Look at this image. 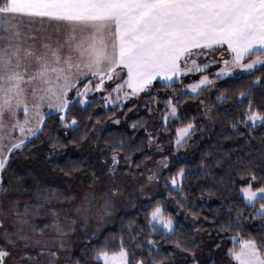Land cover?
<instances>
[{
	"label": "snow or ice",
	"instance_id": "6c2138e0",
	"mask_svg": "<svg viewBox=\"0 0 264 264\" xmlns=\"http://www.w3.org/2000/svg\"><path fill=\"white\" fill-rule=\"evenodd\" d=\"M23 18L71 25L72 31L66 36L69 51L64 52L63 44L54 41L51 34L40 37L31 25L25 31L18 23H12ZM210 52L217 54L209 57ZM200 59L207 63H200ZM210 65L217 66L212 75L207 74ZM190 74L199 75L183 84ZM245 77L247 85H242L241 90L230 95V87L220 89L216 100H233L236 104L247 100V106L235 115L230 127L238 130L243 125L251 134L255 126L264 125V104H256L253 91L264 87V0H0V264H169L172 254L162 253L150 237L146 241L148 250H141L138 257L136 250L143 245L126 247L121 236L117 248H110L105 240L98 248L73 259L68 254L67 237L74 231L70 225L75 221L65 216L68 224H62L57 210L52 208L51 225L38 224L35 217L41 215L45 205L25 203L21 210L19 200L11 199V191L5 186L4 173L14 154L31 144L52 116H58L66 129H78L80 122L72 115V108L79 105L87 110L93 103L90 95L98 91L105 93V105L111 102L123 106L130 97L155 88L154 82L164 84L176 96V102L172 96L166 101L162 121L167 128L169 116L179 119L180 97L199 96L209 85L219 89L216 81L221 79ZM176 83L183 87L172 88ZM210 110L205 105V115ZM136 126L137 122H133L134 129ZM195 127L190 120L176 128L177 147L186 142ZM89 131L86 128L83 135L73 137L69 143L79 146L86 142ZM145 132L151 146L155 137L147 128ZM55 141L49 156L55 154L58 146L63 147L58 144L59 137ZM98 143L99 137L91 141L93 145ZM116 144L101 149L100 160L107 167L109 183L100 192L96 187L102 183L101 175L91 171V191L84 196L89 209L92 200L102 201V208L110 209L111 198L121 192V159L126 170L135 163L128 159L124 142ZM105 152H110V156ZM167 162L168 157H161V164L167 166ZM84 167L82 161H75L65 174ZM187 171L180 166L173 175L165 177L166 187L171 188L169 196L176 193L180 207L185 206L181 200L185 199ZM159 178L153 174L149 180ZM231 189L239 194L244 209L251 211L245 216L240 204L226 198V223L214 221V226L218 225L216 231L236 232L227 237L232 242L227 255L233 264H264V152L259 160L238 157L228 177L226 190ZM52 199L43 196L46 202ZM81 210L78 206L77 211ZM192 215L199 214L193 211ZM147 216L148 223L154 225L153 233L162 229L173 237L171 243L176 249L189 254L191 264H204L197 251L201 242L195 236L188 239L177 233L173 216L167 213L163 202L157 201ZM255 219L262 226L257 230L260 239L253 233L243 238L240 231L246 227L244 222ZM223 239L219 235L212 237L213 247L219 249L217 240Z\"/></svg>",
	"mask_w": 264,
	"mask_h": 264
},
{
	"label": "trees",
	"instance_id": "16d2710c",
	"mask_svg": "<svg viewBox=\"0 0 264 264\" xmlns=\"http://www.w3.org/2000/svg\"><path fill=\"white\" fill-rule=\"evenodd\" d=\"M256 74L259 75L260 73ZM247 81V77L242 80L233 79L226 81L221 79L216 81L220 88L212 87V91L208 94L204 91L199 96L180 97V102L177 105L179 119L175 117L169 118L170 126L168 125L165 129L162 127L165 130L164 133L169 134L171 141H174L176 128L182 127L191 120L196 124L194 128V132H196L199 129V122L204 120V127L207 126V130L203 133V140L192 151L190 159L175 161L162 172L160 180L163 188L162 192L151 198L140 200L133 209L119 212L114 219L113 225L105 229L99 237L82 244L72 255L73 259L98 248L103 245L105 240L109 241L110 248H117L121 236L125 240L126 247L143 245L142 249L136 250L138 257L141 250L145 252L148 250L146 241L150 237L157 242L156 246L160 248L162 253L172 254L169 264H191V260L188 259L189 254L176 249L175 245L171 243L173 240L172 236L165 235L164 231L159 228L155 233L151 231L154 225L148 223L147 212L151 210V207L157 201H161L165 205L167 213L172 214L176 231L180 236L188 239L195 236L199 241V234L198 232L196 234L195 229L202 230L206 245L202 256H199V258L204 261V264H233L232 259L227 255V248L232 247V242L227 237L236 235V232L225 233L221 231L217 233L216 227L218 225L214 226L213 222L219 220L220 224L226 223L228 208V204L225 203L226 198L231 197L234 204H240V207L244 209L243 204L240 203L239 194L234 189L226 190L228 177L232 174L233 166L237 163L238 157L247 160L251 156L259 160L261 152H264V125L258 124L255 126L251 134L243 125L239 126L238 130L231 129L230 123L233 122L235 115L247 106L248 101L245 100L243 104H236L233 100H226L220 103L216 100V96L219 94L220 89L229 87L232 89L230 95H234L235 92L241 90L242 85H247ZM154 83L156 84L155 88L151 89L150 92L147 90L141 95L145 103H147L146 113L144 114L129 116L128 113L133 108V104L130 101L123 104V106L120 104H109L106 107H102V98L90 95L93 103L87 106V110L79 105L72 108V115H75L80 122L78 129H66L59 123L58 116H52L51 119L47 120L44 131L37 138L32 139L31 144L24 148L23 151H17L14 154L5 173L10 171L14 179H24L27 173L23 172L19 164L27 163L31 165L35 160L47 156L45 159L47 167L52 172L57 173L59 178L68 180L79 173L83 174L88 169L91 170V162L88 159L87 147L85 148V146L89 141L95 140L97 137H99L98 148L100 149H107L109 145L118 146L116 142L123 141L125 151L129 154L128 159L135 161L131 165L132 168L140 170L143 163L151 156L148 149V137L141 132V128L149 118V108L152 109L151 112L153 113L155 109L156 111H161L162 109L159 104H154L153 97L156 96L161 100L174 96L175 99L172 89L165 87L162 83ZM182 87L183 84L180 83L172 85V88L176 89ZM253 91L256 104H264V87L258 86ZM205 97H207V103L201 105L204 110L202 114L190 109V106L185 112L182 110L184 105L197 104L201 98ZM205 105L211 109L208 115H205ZM116 116H119L124 122L110 124L109 122ZM133 122H137L135 129L133 128ZM93 124H95V127H93ZM86 128L90 130L86 142H80L79 146L69 143L73 137L83 135ZM56 137H59L58 144L63 145V147L58 146L55 154L49 156L48 153L51 145L56 142ZM105 141H108V144ZM107 153L110 156V152ZM75 161H82L85 167L73 171L71 175H66L65 172L72 167ZM121 161H124V159L122 158ZM137 165H139L138 168ZM204 165H207V167L201 171ZM180 166H184L188 170L184 181L185 199L181 200L185 205L184 207H180L176 202L177 199H180L176 193L169 196L171 188L166 187L165 181V177L173 175ZM61 169L65 171H61ZM205 172L208 175H205ZM5 182V186L8 187V182L6 180ZM25 187L29 188L32 186L26 181ZM31 189L33 190V188ZM193 211H196L199 215L193 216ZM250 211V209H244V215L248 216ZM232 215L234 216L235 213L233 212ZM205 217L208 219L205 220ZM244 223L246 227L241 229L240 235L243 238H248L249 234L253 233L256 234L257 239H260L257 230L262 229V226L259 220H249ZM205 229H210V231L206 232L204 231ZM218 235L224 237L222 241L217 240L221 244L219 249L212 245V237ZM130 237H135V239H130ZM87 258L91 259L90 256Z\"/></svg>",
	"mask_w": 264,
	"mask_h": 264
},
{
	"label": "rangeland",
	"instance_id": "374dc122",
	"mask_svg": "<svg viewBox=\"0 0 264 264\" xmlns=\"http://www.w3.org/2000/svg\"><path fill=\"white\" fill-rule=\"evenodd\" d=\"M51 22V25L46 30H38L39 36L44 37L47 34H51L54 41L58 40L63 44V51L68 52L69 46L66 42V36L69 32L66 30L67 28L64 29L60 26L61 24H57L54 21ZM77 35H79V29L77 31ZM216 54V52H210L209 57L215 56ZM199 62L207 63V61L204 59H200ZM216 67V65H210L207 69V74L212 75ZM198 75L199 74H190L187 79H183V84L190 83L192 79H197ZM107 86L108 85L106 83V87ZM212 87L213 86L209 85V87L205 90L207 94L212 91ZM143 93L144 92L135 97H130L128 100L123 102V104H126L130 101L131 104H133V108L128 113L129 116H136L138 114L146 113L147 103H145V100H143L144 98L141 97ZM122 94L123 93H121V95ZM91 95H96L102 98L104 97L105 93L103 91H98ZM172 97L173 102H176V96L175 99L174 96ZM114 98L115 96L113 95V99ZM153 98L154 104H159L162 109L161 111H156L155 109L154 113L150 112L148 120L141 128L142 133L147 135L145 132V128H147L148 131L152 132V135L155 137L154 143H152L151 146H149L148 143V149L151 153V156L143 163L140 170L132 168L131 165L127 166L128 170H126L124 161H121V166L118 169L121 192L120 194L111 198L110 209L104 210L101 206L102 201L92 200L91 209H89L87 203L84 202L85 193L91 191V171H96L98 175H101L102 183L97 185V192L102 191L109 183V181L106 179L108 175L107 167L100 160V156L102 154L101 149L98 148V145L91 144L92 140L89 141L85 146V148L87 147L86 152H88V159L91 162V170L88 169L83 174L79 173L75 176H72L70 179H68L69 181L65 178H59L57 173L52 172L47 167V161H45L47 156L42 159L35 160L31 165H28L27 163L19 164L23 172L27 173L24 179H14L12 172L10 171L5 173L4 177L8 182V187L11 191V199L19 200L21 210H23V205L25 203L33 205L39 202L45 205L41 215L35 217V220L38 224L51 225L54 217L51 215L49 210L52 208L57 210L60 222L62 224H68V220L64 219L65 216L69 217L70 220L75 221L74 224L70 225L74 231H72L67 237L69 241V255L72 256L82 244L88 243L91 240L99 237L105 229L111 227L116 215L119 212L133 209L140 200L151 198L157 193L162 192L163 188L160 184L162 172L166 168L170 167V165L175 161L180 159H190L192 156V151L203 140V133H205L207 130V126L204 127V120L199 122L198 131L194 132L193 129L186 142L182 146L177 147L175 144L176 137H174V141H171L169 134L164 133L165 127L163 126L162 117L164 112L167 111L166 101L168 98L161 100H159L156 96ZM206 98L207 97L201 98L197 104L194 105H184L182 110L185 112L190 106V109L197 111L198 114H202L204 110L202 109L201 105L207 103ZM201 101H204V103H201ZM109 104L113 105L111 102H109L107 105ZM107 105H105L103 100L102 107H106ZM45 111H47V109H45ZM20 117L23 118L22 112L20 113ZM169 118L172 117L169 116L167 121V125L170 126ZM5 119H7V117H5ZM117 120H119V123L124 122V120L119 118V116H116L109 123H117ZM162 127H164V129ZM104 154L108 155L107 152ZM164 156L168 157L167 166H164L160 163L161 157ZM153 174L159 176V180H149V177L153 176ZM26 181L32 187H25ZM31 188H33V190ZM44 195L53 197V199L46 202L43 200ZM2 199L3 197L0 200ZM78 206L82 207L81 211H77ZM45 213H47V215H45ZM45 230L48 231V229ZM0 231H2V229H0ZM195 231L196 234L198 232L199 242H201L200 248L198 249V256H202L203 249L206 245L205 236L202 230L195 229ZM0 243H2V241H0ZM91 264H102V262L92 261Z\"/></svg>",
	"mask_w": 264,
	"mask_h": 264
},
{
	"label": "crops",
	"instance_id": "0c3cea01",
	"mask_svg": "<svg viewBox=\"0 0 264 264\" xmlns=\"http://www.w3.org/2000/svg\"><path fill=\"white\" fill-rule=\"evenodd\" d=\"M12 23H18L23 30L27 31L29 25H31V28L35 30H46L52 22L48 20H40L39 18H23L18 21H13ZM60 26L64 29L67 28L66 30L69 33L72 31L71 25L61 23Z\"/></svg>",
	"mask_w": 264,
	"mask_h": 264
}]
</instances>
